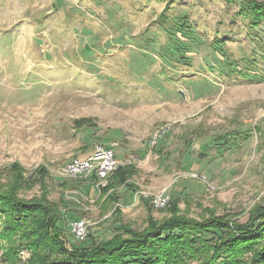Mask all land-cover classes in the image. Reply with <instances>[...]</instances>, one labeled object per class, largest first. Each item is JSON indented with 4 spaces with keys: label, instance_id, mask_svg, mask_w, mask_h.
Returning a JSON list of instances; mask_svg holds the SVG:
<instances>
[{
    "label": "rangeland",
    "instance_id": "rangeland-1",
    "mask_svg": "<svg viewBox=\"0 0 264 264\" xmlns=\"http://www.w3.org/2000/svg\"><path fill=\"white\" fill-rule=\"evenodd\" d=\"M240 3L0 0V171L45 169L71 245L140 234L149 210L170 218L176 200L196 221L212 208L244 222L264 203V21ZM99 146L134 168L107 201L93 174L64 173ZM6 259L0 243V264H31V252Z\"/></svg>",
    "mask_w": 264,
    "mask_h": 264
},
{
    "label": "trees",
    "instance_id": "trees-1",
    "mask_svg": "<svg viewBox=\"0 0 264 264\" xmlns=\"http://www.w3.org/2000/svg\"><path fill=\"white\" fill-rule=\"evenodd\" d=\"M236 1L244 3L253 26L264 21V1L227 0ZM35 173V180L26 178L19 164L6 173L0 171V243L7 261H17L27 249L31 264H264V203H256L244 222L239 219L244 212L220 215L212 208L202 221H196L178 216L176 200L170 202V218L156 222L148 211L146 231L129 237L118 234L93 250H83L71 245L60 227L63 203L49 198L45 169ZM133 173V167L120 165L100 189L105 201L111 197L108 191L113 182L124 185ZM36 183L41 184L40 196H21Z\"/></svg>",
    "mask_w": 264,
    "mask_h": 264
},
{
    "label": "built area",
    "instance_id": "built-area-1",
    "mask_svg": "<svg viewBox=\"0 0 264 264\" xmlns=\"http://www.w3.org/2000/svg\"><path fill=\"white\" fill-rule=\"evenodd\" d=\"M119 159L115 151L104 146L97 147L92 153L84 157H76L70 160L64 167V173L71 176L93 174L97 180V186H106L110 175L119 167ZM167 199L162 194L155 196L153 204L159 208L166 204ZM90 222L88 220H76L73 222L75 236L84 239Z\"/></svg>",
    "mask_w": 264,
    "mask_h": 264
}]
</instances>
